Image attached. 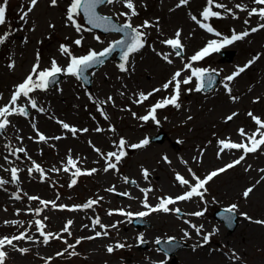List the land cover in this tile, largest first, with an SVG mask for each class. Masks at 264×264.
I'll return each instance as SVG.
<instances>
[{"label":"rangeland","instance_id":"rangeland-1","mask_svg":"<svg viewBox=\"0 0 264 264\" xmlns=\"http://www.w3.org/2000/svg\"><path fill=\"white\" fill-rule=\"evenodd\" d=\"M215 2L232 10L228 13L214 7L213 10L220 12L221 16L205 22L215 32L221 33L220 37L197 23L203 21L201 13L207 7V0H189L180 7H177L179 0H134L138 14L131 17L132 25L135 27L148 21L154 26L143 29L146 33L145 47L132 55L126 65L127 71L122 72L119 62L113 58L92 72L90 90L76 77L65 75L54 88L37 91L39 108L42 107L43 112L38 108L32 109L27 118L17 114L8 117L11 123L5 129V136H0V179L8 181L0 186V238L27 231L33 239L13 242L16 248H27L26 253L6 246L5 264H160L161 261L172 264L171 259L156 246L158 238L167 241L169 237L186 246L175 252L177 264H264V224L254 222L264 220V190L263 198L257 204L253 202L257 196H252L258 187H264V179H261L264 172L260 171L264 169V146L257 152L249 153L241 164L213 178L205 185L207 191L203 199L193 197L169 205L171 209L179 208L183 215L174 211L153 212L142 217L148 225L136 229L132 224L134 216L129 219L115 211H147L143 207L145 194L141 189H152L147 196L148 203L153 206L159 203L160 197L183 194L188 187L179 184L175 178L177 173L194 184L195 181L190 179L192 173L203 179L210 171L237 159L243 154L242 150H225L218 158V141L230 138L233 142H240L239 129L249 134L254 132L257 125L248 115L249 112L264 120V28L251 32V28L264 23V20L256 15L249 16L251 8L261 5L253 0ZM70 3L71 0H57L53 6L51 0H38L33 10L22 19V12L27 11L30 0H7L8 23L3 29L15 28L17 39L11 37L10 41L0 44V106L9 104L16 86L28 72L31 63L37 61L36 54H40L41 68H50L53 59L61 66L69 58L61 53V45L68 46L72 55L80 57L89 50L99 52L120 38L115 34L102 36L89 31L80 16L76 20L84 30L77 32L67 20ZM237 4L245 6L246 10L237 9ZM128 11L122 3L107 4L101 8L102 14L122 23L125 17L119 13ZM193 16L196 20L192 19ZM246 20L248 23H245ZM17 28L20 30L17 31ZM245 30L249 31L248 36L222 48L235 51L232 62L221 61L219 52L196 62L190 61V57L209 41L230 38L233 32L239 34ZM177 31L181 32L184 45L180 57L161 43L164 39L173 38ZM97 36L99 41L95 38ZM81 37V44L77 46L74 41ZM158 53H172L169 58L173 62L167 63ZM255 57L259 58L234 80H225L238 67H243ZM185 63L210 71L215 69L221 81L212 91L200 93L194 90V78L192 83L181 85L179 109L169 105L157 110L158 125L152 120L145 122L139 119L147 115L157 101L171 96L173 87L156 92L139 104L134 102L138 94L162 88L177 70L184 68ZM9 65L14 66L10 68ZM189 74L184 72L182 79ZM225 83L229 84L231 94L226 91ZM108 97H112V100L108 101ZM231 97L238 99L233 101ZM21 98L17 101L18 107L25 104V98ZM234 112L238 115L226 121V117ZM58 121L88 131L73 135L63 129ZM97 128L101 131H96ZM37 130L49 137L47 142L39 141ZM158 133L167 134L163 144L150 143L136 150L129 149L128 145ZM121 138L127 141L124 151H128V156L121 159L117 165L118 171H104L107 161L101 153L119 151L117 145ZM21 147L25 152L19 155L15 150ZM95 149H100V152ZM69 155L77 160V167L97 169L89 177L81 178L73 189L68 188V183L75 169L69 172L62 170ZM33 162L41 165L45 177L42 178L35 171L29 175L28 168L33 167ZM12 167L21 170L15 183L11 180ZM144 169L149 173L147 179L143 175ZM125 177L129 182H125ZM253 185L252 193L245 198L243 192ZM113 186L115 192L107 191ZM125 192L129 195L120 194ZM16 195L21 199H15ZM28 196L55 201L57 205H67L68 208L83 205L90 199H103L90 209L68 210L54 209L51 205L44 207L39 201L29 200ZM232 204L238 205L235 212L237 226L229 231L223 222L214 219V214L222 215L221 208H228ZM36 208L43 209L39 216L29 211ZM109 211H113V214L109 215ZM198 211L205 214L200 217L190 215ZM241 213H246L251 220L245 219ZM96 217L109 226L108 235L81 239L76 244L79 238L92 237L96 232L104 231L98 225H93ZM37 219L46 225L45 232L62 238H50L45 246L35 225ZM68 220L73 221L70 236L62 231ZM6 221H20L22 226ZM113 224L117 227H112V232L108 231ZM190 224L203 225L201 235H197ZM213 229L217 231L210 242L204 244L203 234L211 233ZM185 231L189 237L184 236ZM141 236L148 244L147 248H140ZM117 243L125 244V247L116 248ZM68 245H75V248ZM108 246L114 248L113 252L107 251ZM73 251L76 255H70ZM59 252L64 254L58 256Z\"/></svg>","mask_w":264,"mask_h":264},{"label":"snow or ice","instance_id":"snow-or-ice-1","mask_svg":"<svg viewBox=\"0 0 264 264\" xmlns=\"http://www.w3.org/2000/svg\"><path fill=\"white\" fill-rule=\"evenodd\" d=\"M189 2V0H179V4L177 7H180L182 5H186ZM253 2L257 5H261L259 8H251L249 11V16L256 15L261 20H264V0H253ZM38 0H30V5L27 8V11L22 12V19L26 18L28 13H30L33 8L37 5ZM57 3V0H51V4L55 6ZM114 3H122L123 6L128 9V12H121L119 13L120 16L125 17V22L123 24H119L118 22L113 20V17L111 16H103L99 15L97 12V8L100 5L104 4H114ZM6 5L7 0H2V3H0V25H4L6 23ZM221 8L224 9L225 12L231 13L232 10L228 9L225 5L216 3L215 0H207V7H205L204 11L201 13L203 21H197V23L200 24V27L206 29L208 32L213 33L215 36L220 37L221 33L215 32L213 27L209 25L208 23H205L212 17H220L221 13L214 11L213 8ZM237 9L240 10H246L245 6L237 4L235 6ZM83 13V15L87 18V23L91 25V28H97L102 29L105 32H117L122 34V38L119 40H116L114 42H111L107 48H104L102 51H95V50H89V52L86 55L76 57L72 55L70 49L66 45H61L60 51L62 54L67 55L69 57V63L66 67H61L58 65L55 59L52 60L50 68L47 69H40L39 67V57H37V63L33 66L32 72L24 79L22 83L16 86V89L14 93L12 94L9 104L0 106V133H3V131L7 128V126L10 125L11 121L8 119L9 116H12L14 114L27 116L28 111L26 107L23 106H17V101L21 97H25L28 99V103L30 104V107L32 109H37L38 104L37 101L30 96V93L35 92L36 90H47L51 85L57 83V77L59 74H65L70 75L73 77H76L79 80H86L87 76L85 73L91 68H93L96 65H100L104 63L103 58L108 56L109 54L113 53L117 49H119L122 53L121 59L122 63L119 65V68L122 72L127 71L128 68L126 65L129 63L130 57L139 52L142 48L145 47L146 44V33L143 31L145 28L153 27L154 25L150 24L148 21H145L143 25L139 26H133L131 23V17L136 16L138 13L136 12L135 3L134 0H71V3L67 10V20L72 23V25L76 28L77 32L83 31V26L79 23H77L76 18ZM234 15V13H233ZM193 20H196V17H192ZM245 23H248L246 20ZM91 28L88 30L90 31ZM264 28V23L259 24L257 27L251 28V32H257L260 29ZM250 33L249 31L245 30L242 33H235L233 32V35L228 38L224 37L222 40H212L209 41L208 44L202 48L200 51H198L196 54H194L192 57H190V61L196 62L199 60L204 59L206 56L220 52L222 48H224L226 45L232 44L235 41L241 40L244 37L248 36ZM8 34L0 35V44H3L5 40L7 39ZM99 41V36L95 37ZM81 39H77L74 41V43L79 46L81 44ZM162 44L169 46L172 49V52L177 56L180 57L182 55L183 51V43L181 40V32L177 31L175 33V36L173 38H167L161 41ZM172 53L164 54V53H158V55H161L162 59H164L167 63L171 64L173 61L169 58ZM259 57H255L253 60H250L246 65L243 67H238L235 72H233L231 75L227 76L225 78L226 81L231 82L235 79V77L239 76L241 73H243L246 68H248L252 63H254L255 59H258ZM14 65H9V67H13ZM184 72H189L190 74L185 76L183 79H181L182 74ZM214 73H216L215 69H212L211 71L206 68L202 67H193L192 63H185L184 68L177 70L171 77L170 80H168L166 83L162 85V88H156L153 89L152 92L149 93H143L140 92L138 94V98L135 103H143L144 101L148 100L150 96L155 94L156 92H159L161 90H167L170 86L173 87V94L168 97H164L162 100L157 101L151 108L148 110V114L142 117H139V119L147 122L149 120H152L157 125L159 124V120L157 119L156 112L158 109H162L166 106H173L177 109L180 108L179 98L181 95V85H188L192 83L193 79L196 80V86L195 91L200 92L202 91L206 84L208 87H212L214 83ZM224 87L226 91L231 94V88L229 87L228 83L224 84ZM192 89H189L191 91ZM233 101L237 100L238 97H231ZM112 97H108V101H111ZM39 111L43 112L44 109L41 107L38 109ZM99 110V109H98ZM103 114V112H102ZM135 116V113H133ZM237 113H232L228 117H226V121H231ZM248 115L252 118L254 123L257 125L254 132L249 134L244 129H239V135L242 137V140L240 142H233L230 138L225 140H219V151L217 153V156L219 158L220 154L225 152V150H242L243 154L239 156L237 159L233 160L232 162L225 165V167L219 168L217 170H214L210 172L206 177L201 179L200 177L196 176L195 173H192V178L195 181V183H191L188 179H186L184 176L180 175L179 173L176 174V180L179 182L181 186H187L188 190H186L183 194L177 195L175 197L172 196H165L158 198L159 203L155 206L150 205L148 203V196L147 194L152 191V189H141V191L145 194L144 201H143V207L147 209V211H142L138 213H132V212H125L123 209L115 210L117 214L126 216L129 219H131L133 216L138 217H145L147 215H150L153 212L163 211L165 213L174 211L176 213L180 212L179 208L171 209L169 205H175L177 202L180 201H188L191 200L193 197H200L201 199L204 198L205 192L207 191L205 185L208 184L209 181H211L214 177H216L218 174L223 173L227 171L228 169H231L235 167L236 165L241 164L242 161L245 160L246 156L249 153L257 152L261 149L262 146H264V120H262L260 117L255 116L253 113L249 112ZM107 118V117H105ZM191 117H189L190 119ZM62 128L67 130L68 132H71L73 135H75L78 131L87 132L88 129H77L73 126H70L68 123H65L63 121H58ZM33 128L35 129V124H33ZM113 130L114 129H110ZM96 131H101L100 128H97ZM37 136L39 141L41 142H47L49 137H46L44 134L40 133L37 130ZM61 137H53L52 139H60ZM150 143V140L148 138L143 139L139 143L128 145L132 149L142 148ZM127 144V141L123 138L119 140V143L117 145V148L119 151H113L109 152L107 154L101 153V155L105 156L106 158V167L104 171L108 170H117V165L121 161L122 157H124L127 153L124 151L125 146ZM98 153L100 152V149H95ZM17 152H25V149L23 147L16 149ZM12 154H15L13 152ZM19 158V157H17ZM165 159H167L165 157ZM5 160L7 161V157H5ZM2 167V166H0ZM250 167V166H249ZM70 169H75V171L72 172L73 179L71 180V183L69 184V187L76 184L75 177H78L80 175H91L94 172L97 171V169L93 168L90 170L82 171L79 167H77V160L73 159L71 155L68 156L66 165L63 167L64 172H69ZM61 169H53V171H60ZM11 171V180L12 182H18V172L21 171L20 169L16 167H12L10 169ZM39 172L41 177H45V170L41 167L40 164H37L33 162V167L28 168L29 175L32 174V172ZM261 172H264V169H260ZM189 172L191 173V169H189ZM143 175L147 179L149 173L147 169L143 170ZM125 182H129L128 179L125 177ZM261 179H264V177H261ZM260 181H257L259 183ZM8 183V181H5L3 179H0V186H3L4 184ZM134 183V182H133ZM255 185L247 188L243 192V196L247 198L250 193H252ZM107 191L115 192V186L112 188L107 189ZM121 195H129L128 193H120ZM15 199L19 200L21 197L19 195L15 196ZM29 200L32 201H39L41 205L44 207H48L51 205L52 208H60V209H66L68 208L67 205H57L55 201H47L42 200L38 196H28ZM103 199L102 197H98L97 199H90L83 205H76L72 208H68V210H78V209H90L94 205L99 204L100 200ZM238 208V205L232 204L228 208L224 209L225 215L223 216L224 221L231 225L234 219L235 212ZM29 211H34L37 216L40 215V213L43 211L42 208H36L35 210L29 209ZM19 214V211L17 212ZM109 215L113 214V211H109ZM190 215H194L196 217H200L204 215V211H198L191 213ZM241 215L248 220H251V217H248L246 213H241ZM46 220L47 217H44ZM186 223H190L188 221H185ZM257 224H264V220H256L254 221ZM5 223H13V224H21L20 221H6ZM73 221L68 220L65 227L63 228V232L68 233V235H71V232L69 231ZM36 228L39 232V235L43 237V243L47 244L49 242L50 238L55 239H61L62 237L59 235H54L50 232H45L44 229L46 225L43 223V221L37 219L35 220ZM93 225H98L101 229H104L103 232H96L95 236L92 237H85V238H79L76 241V244H79L81 242V239H95L96 237L100 236H106L108 235L107 228L109 226H106L101 223L100 218L96 217L93 220ZM192 228L195 229L197 235H201L203 225L196 226L191 225ZM87 227V226H85ZM110 227H117L116 224L111 225ZM217 230L213 229L211 233L203 234L202 239L204 244H208L210 242V238L212 235L215 234ZM185 237H189V233L187 231L184 232ZM32 236H29L27 231L21 232L19 235H13L11 237L4 236L0 238V264H5V259L7 257V252L4 251V248L6 246H11L17 251H20L21 253H26L28 251L27 248H16V245L13 243L14 241H21V240H32ZM174 237H169L167 240L168 244H172L174 241ZM139 240L141 243H143V237H139ZM67 244V240L64 241ZM157 244L161 243V240L158 238L156 240ZM202 246V245H201ZM69 248H75V245H68ZM116 248H124L125 244L117 243L115 245ZM114 248L112 246L107 247V251L109 253L113 252ZM63 252L57 253L58 256L63 255ZM70 255H76V253L73 251L70 253ZM235 255V254H234ZM238 258V257H237ZM160 264H166V262L161 261Z\"/></svg>","mask_w":264,"mask_h":264},{"label":"bare ground","instance_id":"bare-ground-1","mask_svg":"<svg viewBox=\"0 0 264 264\" xmlns=\"http://www.w3.org/2000/svg\"><path fill=\"white\" fill-rule=\"evenodd\" d=\"M208 158H210V156H208ZM263 190H264V187L263 186L262 187H258L257 192L254 195H252L253 198L257 196V199H254V201H253L255 204L258 203V200H260V199L263 198Z\"/></svg>","mask_w":264,"mask_h":264},{"label":"water","instance_id":"water-1","mask_svg":"<svg viewBox=\"0 0 264 264\" xmlns=\"http://www.w3.org/2000/svg\"><path fill=\"white\" fill-rule=\"evenodd\" d=\"M232 56H233V54H230L229 56H228V58H227V60H232ZM165 251H168V253H174L175 251H176V248L175 249H173V250H165ZM172 251V252H171ZM176 262V260H174V263Z\"/></svg>","mask_w":264,"mask_h":264}]
</instances>
